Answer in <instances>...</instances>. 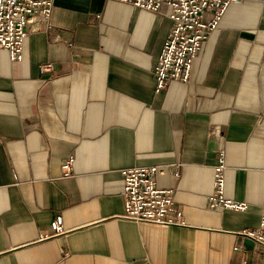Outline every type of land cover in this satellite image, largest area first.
<instances>
[{
	"label": "crops",
	"instance_id": "0c3cea01",
	"mask_svg": "<svg viewBox=\"0 0 264 264\" xmlns=\"http://www.w3.org/2000/svg\"><path fill=\"white\" fill-rule=\"evenodd\" d=\"M167 12L53 0L21 61L0 47V264H264L241 232L264 195V1L230 4L188 82L155 92ZM219 151L224 194L246 210L209 207ZM149 165L184 225L121 217V170ZM57 216L65 231L40 238Z\"/></svg>",
	"mask_w": 264,
	"mask_h": 264
},
{
	"label": "built area",
	"instance_id": "2783aa9c",
	"mask_svg": "<svg viewBox=\"0 0 264 264\" xmlns=\"http://www.w3.org/2000/svg\"><path fill=\"white\" fill-rule=\"evenodd\" d=\"M134 7L158 11L161 6L167 8V17L172 22V29L160 51L159 59L153 68L155 92L165 90L173 80L187 83L194 58L202 49L208 36L214 32L226 8L243 0H119ZM264 1V0H257ZM53 0H0V47L8 51L9 59L21 61L23 43L26 39V26L35 16L49 26ZM49 64H43L41 71L47 70ZM214 165L213 188L208 198L210 208H228L235 211L246 210L248 204L234 201L224 194L225 158L224 151L217 154ZM73 157L62 163L64 176L72 173ZM161 172L159 166H134L121 170L123 206L121 217L132 221L153 222L162 225L181 226L185 224L182 210L173 202V189L159 188L157 177ZM178 175V173H175ZM260 221L252 230L241 231L255 245L264 249V195ZM50 232L41 234L47 238L62 234L65 229L62 216L50 222ZM240 264H246L241 260Z\"/></svg>",
	"mask_w": 264,
	"mask_h": 264
},
{
	"label": "water",
	"instance_id": "95a60500",
	"mask_svg": "<svg viewBox=\"0 0 264 264\" xmlns=\"http://www.w3.org/2000/svg\"><path fill=\"white\" fill-rule=\"evenodd\" d=\"M243 247L247 249H253L255 247V243L252 239L245 236V238L242 240Z\"/></svg>",
	"mask_w": 264,
	"mask_h": 264
}]
</instances>
